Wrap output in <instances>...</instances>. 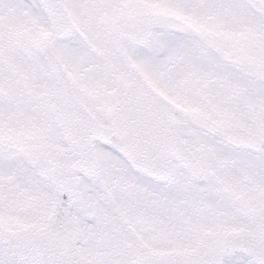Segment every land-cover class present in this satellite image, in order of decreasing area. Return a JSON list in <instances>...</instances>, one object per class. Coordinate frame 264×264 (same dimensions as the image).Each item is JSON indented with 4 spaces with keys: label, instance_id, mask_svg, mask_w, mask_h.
I'll return each instance as SVG.
<instances>
[{
    "label": "snow or ice",
    "instance_id": "1",
    "mask_svg": "<svg viewBox=\"0 0 264 264\" xmlns=\"http://www.w3.org/2000/svg\"><path fill=\"white\" fill-rule=\"evenodd\" d=\"M0 264H264V0H0Z\"/></svg>",
    "mask_w": 264,
    "mask_h": 264
}]
</instances>
